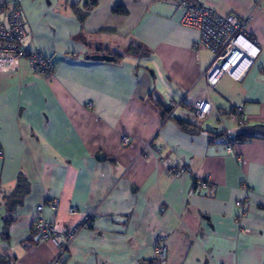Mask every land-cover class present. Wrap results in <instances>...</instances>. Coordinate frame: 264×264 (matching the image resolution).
I'll return each instance as SVG.
<instances>
[{"label":"crops","instance_id":"crops-1","mask_svg":"<svg viewBox=\"0 0 264 264\" xmlns=\"http://www.w3.org/2000/svg\"><path fill=\"white\" fill-rule=\"evenodd\" d=\"M84 1H21L23 45L50 57L54 71L33 72L23 59L0 72L2 264H264V0H202L222 15L252 10L247 35L260 50L241 81L225 75L215 88L201 77L212 54L194 49L198 31L182 25L177 0H96L80 21L72 5ZM199 99L213 109L197 124ZM240 104L242 126L223 113ZM223 132L242 137L232 153ZM169 165L189 175L173 177ZM21 176L27 191L12 195ZM201 176L209 184L198 189ZM245 195L243 216L235 201ZM40 205L56 231L81 226L61 262L58 245L35 233Z\"/></svg>","mask_w":264,"mask_h":264},{"label":"built area","instance_id":"built-area-1","mask_svg":"<svg viewBox=\"0 0 264 264\" xmlns=\"http://www.w3.org/2000/svg\"><path fill=\"white\" fill-rule=\"evenodd\" d=\"M22 0H0V16L5 21L0 20V72H13L19 68L20 62L26 60L31 71L41 75H50L53 73L54 64L50 57L44 55L38 48L27 49L23 45L25 34V21L21 9ZM178 7L183 9L181 23L185 26L195 28L198 31L195 40L194 49L204 48L211 52L212 57L206 69L201 72L207 87L215 88L221 77L228 75L234 80L241 81L245 73L253 66L255 58L260 50L254 39L248 37L247 24L252 20V10L243 17H237L232 14L222 15L211 8L204 6L202 0H177ZM182 101H171L169 106L173 109L181 105ZM92 107V104L88 105ZM213 105L210 99H199L192 107L190 114L193 122L199 123L212 112ZM224 115L231 121H235L238 126L245 123L244 109L242 104L233 105L223 111ZM124 144L130 142L128 137L123 136ZM238 140L236 135L223 132L219 137V142L224 144L225 150L233 152L234 143ZM150 152L151 147L145 146ZM2 154L0 153V157ZM168 164L169 160L165 159ZM170 173L173 177L181 174H188V169L183 166L174 167L169 165ZM189 175V174H188ZM196 187L205 188L209 184L207 176L195 177ZM58 199H52L47 208L50 211H57ZM251 201L248 195L237 199L235 206L241 210V215H245ZM34 219V230L39 240H49L59 247L57 262L62 261V254L69 248L75 239L80 225L69 228L64 232H58L53 225L46 221L42 216L43 205L36 208ZM77 208L70 207V214H75ZM165 233H159L156 238L154 252L156 260L159 263L167 258Z\"/></svg>","mask_w":264,"mask_h":264},{"label":"trees","instance_id":"trees-1","mask_svg":"<svg viewBox=\"0 0 264 264\" xmlns=\"http://www.w3.org/2000/svg\"><path fill=\"white\" fill-rule=\"evenodd\" d=\"M96 4H97V1L96 0H85L83 2V5H82V10L76 4H73L72 5V8L77 13L79 20L80 21H83L85 19V17L89 14V12L91 11V9H93L96 6ZM113 11L116 12V13L124 14L125 9H123L121 6H115L113 8ZM138 50H139V47L138 46L135 49L130 48V52L133 51V52H136L137 53ZM114 55H116V57H120L119 54H114ZM156 106L159 109V111L162 112V107L159 105V103H156ZM236 139L237 140H240V139H242V137L236 135ZM26 185H27V182H26L25 178H23L21 176L18 179V182L16 184V189L13 191L12 195H16V194L18 195V194L25 193L27 191ZM31 242H32V240L28 241L27 242V245L30 246V243ZM0 264H2V261L1 260H0Z\"/></svg>","mask_w":264,"mask_h":264},{"label":"water","instance_id":"water-1","mask_svg":"<svg viewBox=\"0 0 264 264\" xmlns=\"http://www.w3.org/2000/svg\"><path fill=\"white\" fill-rule=\"evenodd\" d=\"M85 59L90 60V61L94 60V61H101V62L103 61L114 62L115 61V57L106 55V54H103V55L91 54V55L85 56ZM96 158L101 161L105 160V157L102 154H98Z\"/></svg>","mask_w":264,"mask_h":264}]
</instances>
